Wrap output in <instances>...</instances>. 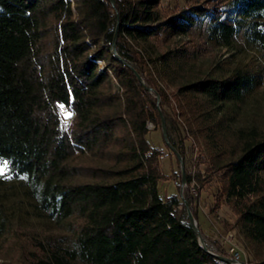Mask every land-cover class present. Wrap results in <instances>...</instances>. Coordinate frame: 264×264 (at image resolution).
<instances>
[{
  "label": "trees",
  "instance_id": "trees-1",
  "mask_svg": "<svg viewBox=\"0 0 264 264\" xmlns=\"http://www.w3.org/2000/svg\"><path fill=\"white\" fill-rule=\"evenodd\" d=\"M161 1L74 0L73 8L71 0H0L2 178L22 186L38 218L83 221L71 237L39 241L34 264H227L202 247L189 223L182 175L178 193L163 197L159 189L169 179L163 149L147 138L148 123L162 127L148 88L164 97L158 79L177 77L185 80L177 88L184 100L179 118L192 134L203 135L214 151L233 137L231 152L221 158L217 151L211 162L224 169V193L245 238L264 244V131H232L227 122L229 106L253 93L260 75L201 73L189 48L159 53L153 44L207 23L214 47H231L244 36L264 49V0H216L166 17ZM64 107L74 114L70 131ZM169 140L187 167L183 142ZM86 152L100 166L72 165L76 153ZM192 180L187 171L188 186ZM5 229L2 218L0 238Z\"/></svg>",
  "mask_w": 264,
  "mask_h": 264
},
{
  "label": "rangeland",
  "instance_id": "rangeland-1",
  "mask_svg": "<svg viewBox=\"0 0 264 264\" xmlns=\"http://www.w3.org/2000/svg\"><path fill=\"white\" fill-rule=\"evenodd\" d=\"M211 1L216 0H162L160 10L162 17H166L183 8L204 5ZM71 5L75 7L74 0H71ZM207 34V23H204L191 35L176 41L164 42L160 39L153 44L159 53L179 46L189 48L190 63L196 65L195 70L201 73L220 70L224 75H230L236 69L258 73L261 81L259 87L237 104L229 106L227 122L232 131L238 128H256L260 132L264 131V49L252 45L244 36L237 37L231 47L217 48L208 42ZM158 82L164 89L165 96L156 95L154 89V92L150 93L166 120L168 137L170 135L174 143L181 141L185 146V171L186 174L191 171L195 176L199 194L192 195V187L187 184L181 187L180 195L182 198L183 194L193 214H196L206 247L213 253L227 258H231L230 249L236 247L244 264H264V244H253L245 238L238 222L239 213L235 209L234 201H228L224 193V169H214L211 162L212 156L215 155L213 153L218 151L221 153L220 157L224 158L222 156L231 152L230 149L235 144L233 137L223 141L214 151L211 142L203 135H193L179 118V105L184 100L179 97L177 88L178 85L184 84L185 80L177 77L174 83L162 79H158ZM63 116L66 129L72 130L74 114L64 107ZM148 130L150 133L147 138L150 144L164 151L161 166L169 180L160 183L161 195L172 196L178 193L177 185L181 183V164L174 152L166 146L162 127L155 128L150 122ZM72 165L88 168L100 166V162L87 152L76 153ZM4 175L5 171L0 175V220L5 218L6 229L0 238V264H34L39 255L36 246L39 241L49 239L53 242L60 237H71L83 221L74 218L58 225L38 218L22 186L16 181L3 180ZM205 179L207 180L204 182ZM82 180L88 179L84 177Z\"/></svg>",
  "mask_w": 264,
  "mask_h": 264
},
{
  "label": "water",
  "instance_id": "water-1",
  "mask_svg": "<svg viewBox=\"0 0 264 264\" xmlns=\"http://www.w3.org/2000/svg\"><path fill=\"white\" fill-rule=\"evenodd\" d=\"M110 2L112 4H115V0H110ZM117 39H118V27L116 29V33H115V39H114V43H113V47H112V50L115 54H117V47H116V43H117ZM125 64L129 67H131L133 69V71L135 72V74L137 75L138 79L140 82L144 83V80L143 78L141 77V75L135 70V68L132 67L131 64L125 62ZM148 91L149 92H154L153 89L151 88H148ZM158 100H159V96H158ZM161 117H162V132H163V137H164V140L165 142L169 145V147L171 148V150L175 153L176 157L178 158L180 164H181V170H182V186H185L187 185V174H186V171H185V163H184V159L182 157V155L179 153V151L171 144L170 140H169V137H168V129H167V123H166V120L163 116V113L161 112ZM182 199H183V203L185 205V208H186V211H187V216H188V221L189 223L192 225V227L194 228V230L196 231L198 237H199V242L200 244L202 245V247L210 254L214 255L215 257H217L219 260H221L222 262L224 263H227V264H236L237 262L231 258H227V257H224V256H221V255H218V254H215L213 252H211L205 245L204 243V240H203V237H202V233H201V230L199 228V225H198V221L197 219L195 218L192 210H191V207L188 203V201L184 198L183 194H182Z\"/></svg>",
  "mask_w": 264,
  "mask_h": 264
},
{
  "label": "built area",
  "instance_id": "built-area-1",
  "mask_svg": "<svg viewBox=\"0 0 264 264\" xmlns=\"http://www.w3.org/2000/svg\"><path fill=\"white\" fill-rule=\"evenodd\" d=\"M191 191H192V195L194 196H198L199 192H198V184H197V180L195 179V176L193 175V180H192V184H191ZM230 255H231V259L235 260L237 263L236 264H244L241 261V254L240 252L237 250L236 247H232L230 249Z\"/></svg>",
  "mask_w": 264,
  "mask_h": 264
},
{
  "label": "snow or ice",
  "instance_id": "snow-or-ice-1",
  "mask_svg": "<svg viewBox=\"0 0 264 264\" xmlns=\"http://www.w3.org/2000/svg\"><path fill=\"white\" fill-rule=\"evenodd\" d=\"M61 107H63V106H61ZM3 172H4V169L3 168H0V175H2Z\"/></svg>",
  "mask_w": 264,
  "mask_h": 264
}]
</instances>
